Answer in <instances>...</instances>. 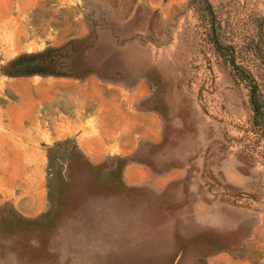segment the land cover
I'll return each mask as SVG.
<instances>
[{
    "label": "rangeland",
    "instance_id": "374dc122",
    "mask_svg": "<svg viewBox=\"0 0 264 264\" xmlns=\"http://www.w3.org/2000/svg\"><path fill=\"white\" fill-rule=\"evenodd\" d=\"M0 264H264V0H0Z\"/></svg>",
    "mask_w": 264,
    "mask_h": 264
},
{
    "label": "trees",
    "instance_id": "16d2710c",
    "mask_svg": "<svg viewBox=\"0 0 264 264\" xmlns=\"http://www.w3.org/2000/svg\"><path fill=\"white\" fill-rule=\"evenodd\" d=\"M66 45H62L58 48H50L44 52L29 54L21 56L14 60L10 69L6 72L13 75H22V74H35V73H44V74H53V75H72L75 77H85L90 73H97L101 77H111L110 75H104L98 73L93 65H91L86 59L87 51L82 49L81 52L77 50L70 51L66 50ZM87 46V45H84ZM87 48V47H86ZM85 59H84V55ZM76 60L73 65H68L65 63V59L72 57ZM253 108L258 113L259 106L254 105V99L252 100ZM148 165L151 170L155 173H160L163 169L156 168L150 162H144Z\"/></svg>",
    "mask_w": 264,
    "mask_h": 264
},
{
    "label": "crops",
    "instance_id": "0c3cea01",
    "mask_svg": "<svg viewBox=\"0 0 264 264\" xmlns=\"http://www.w3.org/2000/svg\"><path fill=\"white\" fill-rule=\"evenodd\" d=\"M93 130V131H91ZM100 133L103 131V128L101 127L100 124H95L93 125V129H88L87 133L83 132H79L78 134L75 135L76 138V145L79 148V150H81L83 153H85V155L92 161V162H99L101 160V157L99 156V154H97L93 149H91V146H93L91 142L95 141L94 137H97L94 135V132ZM91 134V138H89L88 135ZM93 136V137H92ZM155 140H159L158 136L155 138ZM120 150L123 151L125 149V147H123V145H119ZM131 150H127V152L123 151L121 152L122 154H128L130 153ZM137 169V165L136 163H128L124 170H123V176L125 181L127 182V184H149L151 185V181H145L142 180L136 176L131 175V171L132 170H136ZM171 171H167L165 173H161V174H155L153 172L150 171L151 173V179L154 181L157 180H163L164 184L168 183L171 180V175H170ZM149 179V178H148Z\"/></svg>",
    "mask_w": 264,
    "mask_h": 264
}]
</instances>
